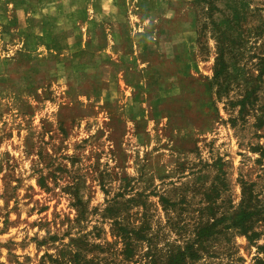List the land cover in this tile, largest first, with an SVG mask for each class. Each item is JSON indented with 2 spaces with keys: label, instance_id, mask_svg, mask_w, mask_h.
Here are the masks:
<instances>
[{
  "label": "rangeland",
  "instance_id": "374dc122",
  "mask_svg": "<svg viewBox=\"0 0 264 264\" xmlns=\"http://www.w3.org/2000/svg\"><path fill=\"white\" fill-rule=\"evenodd\" d=\"M49 1L0 0V264H264V0Z\"/></svg>",
  "mask_w": 264,
  "mask_h": 264
},
{
  "label": "crops",
  "instance_id": "0c3cea01",
  "mask_svg": "<svg viewBox=\"0 0 264 264\" xmlns=\"http://www.w3.org/2000/svg\"><path fill=\"white\" fill-rule=\"evenodd\" d=\"M20 1L25 4L27 0H20ZM58 6H59V4L57 3V0H51L48 3L42 5V8L39 11H40V13L43 14V12L45 13L47 10H52V9H54V7H58ZM19 14L21 17L26 18L30 15H32V16L38 15V12L32 13L31 11L26 10V8H21V10L19 11Z\"/></svg>",
  "mask_w": 264,
  "mask_h": 264
},
{
  "label": "trees",
  "instance_id": "16d2710c",
  "mask_svg": "<svg viewBox=\"0 0 264 264\" xmlns=\"http://www.w3.org/2000/svg\"><path fill=\"white\" fill-rule=\"evenodd\" d=\"M222 55V54H221ZM238 225L240 226V224L238 223ZM185 256V254H183Z\"/></svg>",
  "mask_w": 264,
  "mask_h": 264
}]
</instances>
